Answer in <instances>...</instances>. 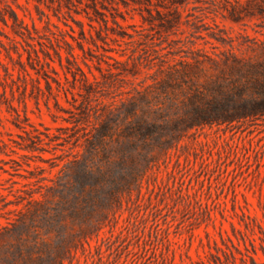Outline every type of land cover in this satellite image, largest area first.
I'll list each match as a JSON object with an SVG mask.
<instances>
[{"label": "rangeland", "instance_id": "374dc122", "mask_svg": "<svg viewBox=\"0 0 264 264\" xmlns=\"http://www.w3.org/2000/svg\"><path fill=\"white\" fill-rule=\"evenodd\" d=\"M106 2L0 17V264H264V0Z\"/></svg>", "mask_w": 264, "mask_h": 264}, {"label": "trees", "instance_id": "16d2710c", "mask_svg": "<svg viewBox=\"0 0 264 264\" xmlns=\"http://www.w3.org/2000/svg\"><path fill=\"white\" fill-rule=\"evenodd\" d=\"M135 1L142 2L143 0H135ZM42 3H46L49 7H54L55 13L60 18H61V14H59V12H62V14H65L64 11L67 10L69 15L74 20L78 21L79 23L83 25H84V21L81 19H78L72 12L73 10H75L77 13H82L83 11H86L87 14L92 18V20L96 19L100 21V18H103L106 21L109 20L107 12L100 7V4L103 7H109V4L106 2V0H37L36 5L41 13L40 18L44 19V16L46 14L48 15L47 24L44 27V28H47L48 30L47 29L42 30L38 26L35 19L33 20V23L31 24L30 22L26 20L25 17L21 16L19 12L13 7H11L10 10H8V12L0 10L1 19L4 21L6 25L11 27L10 31L5 32L6 35L9 37L10 41L13 44H15L17 47L19 46V43H22L23 40L27 41L29 44L34 46L35 52L37 53L36 54L37 59L39 60H41L42 56L39 54L38 50L35 47V42H33L32 40H38L42 44H46V41L43 39L45 37L51 40L53 44V48L55 50V54L59 58L61 65H63V57H64L63 52L61 50V47L63 46L61 43L62 40L65 42L67 51L71 53V55H73L75 59H77L79 55V53L75 51V46L73 42L69 40V38L67 37V33H69L75 39H77V35L75 33L69 32L67 28L63 27L58 22L53 21L51 16L44 9L41 8ZM55 3H57V6H54ZM91 10L94 11L95 16L91 14ZM113 17H114L115 22H119L117 15H114ZM66 23L69 24L74 31H76L75 27L69 21H66ZM52 24H54L58 28V30H55L52 27ZM91 24L94 26L93 22H91ZM81 34L83 35L84 38L87 37V31L84 26L81 28ZM0 41H3L2 38H0ZM55 41H57V44L60 47H57L56 45H54ZM78 42L80 45H84L81 40H78ZM18 52L21 56L23 55V52H20L19 50ZM48 55L50 57H53L52 51L50 49H45L44 50L45 59ZM29 57L30 58L32 57L31 52H30ZM68 58L70 59L69 55H68ZM53 59L56 60L55 58ZM46 63H48L49 66H52L50 61L46 60ZM40 73L44 74L43 72H40ZM56 79L59 84L58 89L60 90L61 86H63L62 85L63 81L60 78H56ZM52 91L54 90L52 89ZM257 105H261L264 107V101H261ZM250 256L252 259V264H260L255 258V256L253 255H250Z\"/></svg>", "mask_w": 264, "mask_h": 264}]
</instances>
